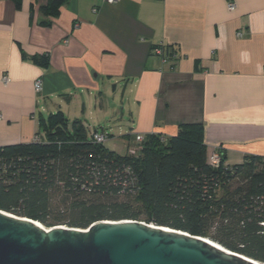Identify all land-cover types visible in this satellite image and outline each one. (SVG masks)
I'll return each mask as SVG.
<instances>
[{
    "label": "crops",
    "instance_id": "obj_1",
    "mask_svg": "<svg viewBox=\"0 0 264 264\" xmlns=\"http://www.w3.org/2000/svg\"><path fill=\"white\" fill-rule=\"evenodd\" d=\"M47 1L0 0V146L41 138L62 108L104 143L93 124L118 108L132 124L120 137L200 123L207 154L264 157V0H63L53 14Z\"/></svg>",
    "mask_w": 264,
    "mask_h": 264
},
{
    "label": "trees",
    "instance_id": "obj_2",
    "mask_svg": "<svg viewBox=\"0 0 264 264\" xmlns=\"http://www.w3.org/2000/svg\"><path fill=\"white\" fill-rule=\"evenodd\" d=\"M62 2L48 0L42 8L53 14ZM175 51L166 45L167 54ZM44 122L41 138L0 146L1 210L46 227L142 220L264 262L263 156L226 164L223 153L211 166L200 123L182 124L165 140L147 134L136 155H119L60 110Z\"/></svg>",
    "mask_w": 264,
    "mask_h": 264
},
{
    "label": "water",
    "instance_id": "obj_3",
    "mask_svg": "<svg viewBox=\"0 0 264 264\" xmlns=\"http://www.w3.org/2000/svg\"><path fill=\"white\" fill-rule=\"evenodd\" d=\"M40 224L0 209V264H264L208 237L142 220Z\"/></svg>",
    "mask_w": 264,
    "mask_h": 264
},
{
    "label": "rangeland",
    "instance_id": "obj_4",
    "mask_svg": "<svg viewBox=\"0 0 264 264\" xmlns=\"http://www.w3.org/2000/svg\"><path fill=\"white\" fill-rule=\"evenodd\" d=\"M62 106H64V104ZM63 109H64L65 114L68 117L69 124H71V122L74 119H80L81 120V117L83 116L81 114H80V116L79 115L76 116L74 113H66L65 108H62L61 110L63 111ZM116 109L118 110V108H116ZM117 110H111L112 113L110 115V118L108 116L106 121L100 123V126H102V127H99V125H97V124H93L95 129L98 132H101L102 128H103L108 133L113 135V137H114L113 139H110V140L105 139L103 144L109 150L115 152L116 154H119V155L127 154L129 147H134V148H136V151H138L137 150L138 144L134 140V136L132 138L131 137L124 138V137H120L117 135V132L119 131L120 128H121V130H123V132H128L129 127L132 126V124L129 122L128 114L125 113L124 115H122ZM109 120H110L111 125L115 124V126H114L115 129H113L111 131H109V127L106 126V122H109ZM118 127H120V128H118ZM62 225H65V224H62Z\"/></svg>",
    "mask_w": 264,
    "mask_h": 264
},
{
    "label": "built area",
    "instance_id": "obj_5",
    "mask_svg": "<svg viewBox=\"0 0 264 264\" xmlns=\"http://www.w3.org/2000/svg\"><path fill=\"white\" fill-rule=\"evenodd\" d=\"M108 3H115L117 0H105ZM235 7L234 2H228V8L230 10H233ZM152 52L158 56H161L162 61L165 62L168 58V56H172V57H176V51L175 53L169 55L166 52V45L163 43H159L156 44L153 49ZM2 81L4 83H6L8 81V77L7 75H3L2 76ZM41 81L39 79L34 81V90L35 92H39L41 90ZM145 135H141V134H136L134 135V140L137 142V144L139 145L143 140H144ZM37 138V137H36ZM93 140L96 142H103L104 138H105V134L103 133H94L93 134ZM160 139L161 140H165V136L160 134ZM139 149V147L137 148V150ZM128 153L131 155H136L137 151L136 148L134 147H129L128 148ZM223 152L221 147H216L215 149H212L211 151H209V153L207 154V161L208 163L213 166V167H217L220 162H221V156H222Z\"/></svg>",
    "mask_w": 264,
    "mask_h": 264
},
{
    "label": "bare ground",
    "instance_id": "obj_6",
    "mask_svg": "<svg viewBox=\"0 0 264 264\" xmlns=\"http://www.w3.org/2000/svg\"><path fill=\"white\" fill-rule=\"evenodd\" d=\"M40 225H42L43 226V224H40ZM47 228V227H46Z\"/></svg>",
    "mask_w": 264,
    "mask_h": 264
}]
</instances>
